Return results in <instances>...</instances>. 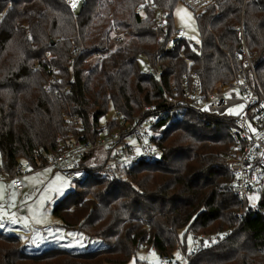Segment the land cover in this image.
<instances>
[{
  "label": "trees",
  "instance_id": "trees-1",
  "mask_svg": "<svg viewBox=\"0 0 264 264\" xmlns=\"http://www.w3.org/2000/svg\"><path fill=\"white\" fill-rule=\"evenodd\" d=\"M215 1L217 15L211 9L197 18L200 41L193 44L175 37L172 14L164 35L151 20L153 10L143 6L137 12L143 0H84L79 15L65 0H0L4 173L16 176L21 160L30 171L38 170L46 166L45 153L76 138L93 139L105 129L100 119L109 104L128 118L143 103L161 104L164 92L188 71L199 74L205 91L229 81L231 65L223 50L232 57L240 51L236 28L242 10L246 49L264 91V0L244 6L243 0ZM178 2L154 0L155 9L171 13ZM140 55L157 76L139 69ZM229 123L190 112L164 120L155 141L159 158L119 171H107L102 161L89 165L86 155L87 178L74 182L53 214L104 245L27 253L17 235L0 230V264H126L142 243L170 257L180 246L190 256L186 264H264V214L236 217L245 203L222 156L230 144ZM226 229L231 232L210 247L193 253L188 246L189 235L194 244L196 235Z\"/></svg>",
  "mask_w": 264,
  "mask_h": 264
},
{
  "label": "built area",
  "instance_id": "built-area-1",
  "mask_svg": "<svg viewBox=\"0 0 264 264\" xmlns=\"http://www.w3.org/2000/svg\"><path fill=\"white\" fill-rule=\"evenodd\" d=\"M72 8L73 0H65ZM80 0H76L78 3ZM247 0H243V6ZM196 18H202L213 9L217 15L215 0H180ZM143 6L153 10L151 18L155 27L166 34L171 12L155 9L154 0H143L136 11ZM242 19L236 28L241 42L240 51L231 56L225 50L231 65V77L227 82H217L211 90L205 91L199 74L195 71L184 73L178 84L172 83L169 91L164 92L161 104L143 103L139 111L131 117L117 115L115 126L98 134L93 139H74L68 146L57 151L45 153L46 165L60 172L68 181L81 182L88 176L83 167L86 155L98 162H104L107 171H119L143 162L155 161L160 151L156 140L165 125L164 120L180 117L185 112L198 116L215 115L229 120L228 137L230 144L222 152L224 164L232 176L233 188L238 199L245 206L236 214L238 220L248 215L264 214L260 200L264 196V91L256 77L254 65L244 41L243 10ZM207 30L215 33L208 25ZM180 32V30H177ZM184 38L182 34L179 36ZM52 72L53 67H49ZM236 107L240 109L235 110ZM79 121L78 118H76ZM95 163V162H94ZM94 163H91L93 165ZM120 173V172H118ZM13 185L22 189L18 175L13 177ZM255 197L253 203L250 198ZM230 229L213 234L203 233L194 236L192 252L210 247L223 240ZM190 256L175 247L172 257L161 255V264H186ZM183 259V263L177 260Z\"/></svg>",
  "mask_w": 264,
  "mask_h": 264
},
{
  "label": "rangeland",
  "instance_id": "rangeland-1",
  "mask_svg": "<svg viewBox=\"0 0 264 264\" xmlns=\"http://www.w3.org/2000/svg\"><path fill=\"white\" fill-rule=\"evenodd\" d=\"M171 14L174 27L180 30V32L177 31L175 37L182 34L187 41L198 44L200 37L197 18L193 12L178 2ZM138 66L143 72L155 73L156 76L158 74V70L149 65L144 55L138 57ZM238 109L240 107L235 108V110ZM116 115L112 105L109 104L106 115L100 119V125L107 128L110 122L116 119ZM94 162L97 163L98 160L91 159L88 164L91 165ZM18 169L17 175L24 187L18 204H15L16 196L13 198L7 191L6 198L0 203L4 208H9V211L12 207L21 209L19 214L16 212V216L7 214L8 218L4 217L6 219L4 223L13 222L15 226L4 230L5 234L17 235L22 248L27 253H38L52 247L65 248L70 251H86L104 245L99 239L89 238L78 230L65 227L62 221L53 214L55 205L75 188L74 182L68 181L60 172L47 165L30 171L26 162L21 160ZM12 180L13 177H9L1 169L0 155V188H5L9 192ZM2 194L4 192L1 191L0 195ZM250 199L253 203L255 202V197ZM192 239L190 235L187 237L190 248L193 245ZM136 260L144 261L145 264H161V255L151 245L142 243L136 254L126 264H135Z\"/></svg>",
  "mask_w": 264,
  "mask_h": 264
},
{
  "label": "crops",
  "instance_id": "crops-1",
  "mask_svg": "<svg viewBox=\"0 0 264 264\" xmlns=\"http://www.w3.org/2000/svg\"><path fill=\"white\" fill-rule=\"evenodd\" d=\"M5 187H6V185H5ZM23 189H24V187H22V189L15 188L14 185H13V182L11 183L10 191L9 192L5 188H2V189L0 188V192L1 191L4 192V194L0 195V203H2L3 200L6 198V195L5 194H6V191H7V193L10 194V195H12L13 198L16 196V198H15V200H16L15 202L16 203L15 204L17 205L18 202H19V199H20V197H21V195L23 193ZM11 210H13L12 213H10ZM11 210L9 211V208H4L2 205H0V225H3L2 227H0V230H2L3 232L8 227H15L13 222H6V223H4V221L6 220L5 218H8L7 217V214L8 215L14 214L16 216V212L19 214L21 209L20 208H16V207H12Z\"/></svg>",
  "mask_w": 264,
  "mask_h": 264
},
{
  "label": "water",
  "instance_id": "water-1",
  "mask_svg": "<svg viewBox=\"0 0 264 264\" xmlns=\"http://www.w3.org/2000/svg\"><path fill=\"white\" fill-rule=\"evenodd\" d=\"M84 6V0H80L77 7L74 9V15H79L82 11V8ZM160 91H163V88H160Z\"/></svg>",
  "mask_w": 264,
  "mask_h": 264
},
{
  "label": "snow or ice",
  "instance_id": "snow-or-ice-1",
  "mask_svg": "<svg viewBox=\"0 0 264 264\" xmlns=\"http://www.w3.org/2000/svg\"><path fill=\"white\" fill-rule=\"evenodd\" d=\"M72 8H76L77 7V3H76V0H73V2H72ZM3 225H0V227H2Z\"/></svg>",
  "mask_w": 264,
  "mask_h": 264
}]
</instances>
